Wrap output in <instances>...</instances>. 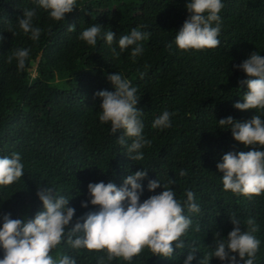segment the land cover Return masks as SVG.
I'll list each match as a JSON object with an SVG mask.
<instances>
[{"label":"trees","instance_id":"obj_1","mask_svg":"<svg viewBox=\"0 0 264 264\" xmlns=\"http://www.w3.org/2000/svg\"><path fill=\"white\" fill-rule=\"evenodd\" d=\"M188 0H76V8L56 21L34 0H0V158L18 152L24 175L11 185H0V227L3 215L12 219H33L43 211L37 192L51 188L56 197L69 199L75 208L73 221L65 228L61 244L50 251L74 257L77 264H99L106 250L73 249L67 243L77 218L96 211L89 201L88 184L123 181L136 171L147 170L141 202L163 191L149 192V180L170 185L192 221L181 237L185 247L171 258L153 254L145 247L131 261L114 258L110 264H184L194 251L192 264H199L214 251L216 233L226 238L233 229L230 217L241 221L254 219L261 241L255 264H264V193L246 197L225 191L222 173L216 165L229 151H264V146H245L234 140L231 128L218 121L228 116L237 121L250 120L260 109L245 111L233 107L243 103L247 85L238 81L249 77L237 67L253 52L264 56V0H222L220 44L214 49L180 50L175 36L189 17ZM25 9H35L33 25L42 31L31 39L19 27ZM99 24L102 35L95 46L79 39L88 27ZM75 26L70 31L69 27ZM215 26V25H214ZM132 29L150 33L139 41L143 53L133 58L130 46L121 52L119 38ZM116 37L111 45L103 33ZM30 49L24 69L7 58L17 49ZM120 53L117 57L112 49ZM119 73L137 88V108L143 111V135L151 141L143 159L133 161L126 145L118 143L123 134L111 132V123H101L98 91H115L107 75ZM143 73V78H141ZM175 113L171 127L153 128L163 111ZM264 110H262L263 112ZM177 126L184 133L178 135ZM131 155H135L132 153ZM180 170L187 172L180 176ZM194 193L200 212L188 210L186 192ZM88 207H81V202ZM83 221H81L82 223ZM199 225V231H197ZM75 237H73L74 239ZM175 243V242H174ZM237 259H239L238 254ZM247 258V257H246ZM0 259L3 249L0 247ZM210 264H225L213 257Z\"/></svg>","mask_w":264,"mask_h":264},{"label":"clouds","instance_id":"obj_2","mask_svg":"<svg viewBox=\"0 0 264 264\" xmlns=\"http://www.w3.org/2000/svg\"><path fill=\"white\" fill-rule=\"evenodd\" d=\"M56 21L64 20L65 14L76 8V0H34ZM224 4L222 0H188L186 9L190 14L182 27L176 33L175 44L180 50L214 49L219 46L218 36L221 32V16L219 15ZM35 9H25L23 17L18 19L19 27L25 34L31 33L32 40H38L41 29L33 25ZM215 25V26H214ZM70 31L75 26L69 27ZM102 35V28L94 24L86 28L79 39L95 46L98 37ZM150 33L132 29L130 34L121 35L118 41L121 52L130 46L133 58L143 53V46L139 41L148 39ZM116 35L112 31L103 33V38L111 45ZM5 37L0 34V42ZM115 56L120 53L112 49ZM30 49H17L7 61L13 58L18 61V68L24 69L26 58ZM249 78L238 81L247 85L248 91L243 95V103L237 102L234 108L245 111L260 109L252 114L247 121H237L228 116L218 121L221 127L231 128L235 141L245 146H264V56L253 52L241 64L236 65ZM141 73V78H143ZM115 91L102 90L94 94L100 97L102 103L99 115L101 123H111V132L116 134L123 130L118 143L126 145V138H132L127 150L129 158L133 161L142 160L145 146L151 141L142 134L144 124L143 111L137 108L140 98L137 88L131 86L130 81L121 74L107 75ZM175 113L165 110L153 122V128L166 129L171 127L170 117ZM178 135L183 139V132L177 126ZM135 153V155H131ZM222 173L223 189L246 197L259 196L264 193V151L250 150L247 152L229 151L222 157V162L216 165ZM180 176L187 172L180 170ZM24 175V165L21 155L14 152L11 156L0 158V185H11ZM147 177V170L136 171L128 175L123 181L115 180L104 183L88 184L89 201L96 211H90L77 218L71 226L67 236V243L73 249H87L89 251L106 250V260L122 258L131 261L147 247L153 254L171 258L176 249L185 247L181 239L187 233L192 221L184 215V207L176 199V192L170 185L175 184L169 180L161 184L156 180L148 181V191L154 192L163 187V191L149 196L141 202L143 186L140 181ZM42 201L43 211H38L33 219H12L11 214H4L3 224L0 227V247L3 249V259L0 264H77L74 257L67 254L57 255L54 259L50 251L60 245L65 237V228L70 225L75 215V208L68 207L69 199L64 196L56 197L51 188L45 187L37 192ZM186 206L189 211L198 213L200 207L194 202V193L186 192ZM81 207L87 208L88 202H81ZM233 229L226 238L216 233L214 251L208 253L199 264H210L215 257L225 264H255L256 253L261 241L254 233L258 231L254 219L247 220L248 230H241V221L233 214L230 217ZM81 221H83L81 223ZM199 231V225H197ZM73 237H75L73 239ZM175 242V243H174ZM233 253L238 254L233 255ZM247 257V258H246ZM196 259L195 252L188 253L184 264H192ZM99 264H105L102 257Z\"/></svg>","mask_w":264,"mask_h":264}]
</instances>
